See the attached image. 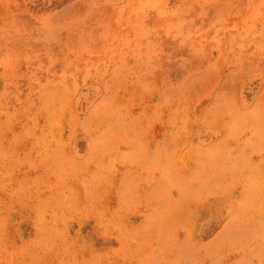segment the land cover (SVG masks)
<instances>
[{"label":"rangeland","instance_id":"rangeland-1","mask_svg":"<svg viewBox=\"0 0 264 264\" xmlns=\"http://www.w3.org/2000/svg\"><path fill=\"white\" fill-rule=\"evenodd\" d=\"M0 264H264V0H0Z\"/></svg>","mask_w":264,"mask_h":264}]
</instances>
